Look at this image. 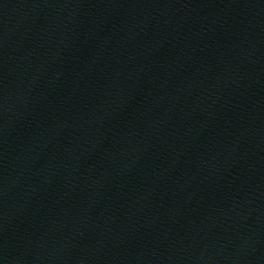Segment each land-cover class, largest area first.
<instances>
[{
	"label": "water",
	"instance_id": "water-1",
	"mask_svg": "<svg viewBox=\"0 0 264 264\" xmlns=\"http://www.w3.org/2000/svg\"><path fill=\"white\" fill-rule=\"evenodd\" d=\"M0 264H264V0H0Z\"/></svg>",
	"mask_w": 264,
	"mask_h": 264
}]
</instances>
